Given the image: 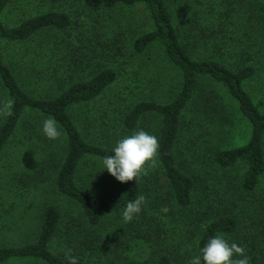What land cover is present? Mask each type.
<instances>
[{
    "label": "rangeland",
    "instance_id": "rangeland-1",
    "mask_svg": "<svg viewBox=\"0 0 264 264\" xmlns=\"http://www.w3.org/2000/svg\"><path fill=\"white\" fill-rule=\"evenodd\" d=\"M169 7L181 40L193 56H213L232 69L254 67V74L244 87L264 112V0H173ZM48 10L68 13L70 27L62 32H45L25 42L3 43L5 61L15 67L17 55L25 54L22 60L29 71L30 64L48 71L59 65L62 54L77 55L87 63L79 75H74L77 77L86 76L94 67H111L116 79L98 97L72 110L86 138L114 146L120 138L140 129L156 135L159 121L153 115L144 117L131 131L122 124L133 104L142 100L169 101L179 86L178 71L159 44L141 54L131 50L133 39L151 27L142 6L106 9L103 0H11L2 20L14 25ZM22 86L38 96L50 88L47 81L32 79ZM201 86L205 88L203 97L214 92L218 100L210 101L202 113L194 109L191 118L188 105L177 144L178 159L185 164L182 168L195 179L192 206L180 207L170 200L157 162L140 177V195L145 197L142 212L132 223H125L122 211L127 201L122 182L106 169L99 171L102 159H84L79 184L90 180L101 184L100 190L111 203V210L91 230L103 240L118 238L121 243L108 248L106 255L90 249L83 255L76 254L78 264H115L116 255V264H157L162 254L170 255L172 264H188L204 226L218 214L235 211L240 229L235 236L225 238L243 248L246 246H242V241L247 246L254 242L257 258L250 264H264V173L254 191L240 193L243 166L222 168L213 159L216 149L247 141L250 126L220 86L208 79L202 80ZM203 97L198 96L200 101ZM6 102L0 90V110H6ZM198 105V101L193 104ZM5 117L0 115V125ZM44 119L36 112L26 111L0 152V247L33 240L39 230L40 213L48 204L58 207L63 221L78 215L74 202L55 186L56 171L64 154V136L55 141L46 139L41 132ZM139 221L146 226L145 234H123L126 226ZM69 240L71 237L62 231L50 241V247L65 252ZM245 253L250 255L247 249ZM237 258L240 257H234ZM4 264L45 263L23 258Z\"/></svg>",
    "mask_w": 264,
    "mask_h": 264
},
{
    "label": "trees",
    "instance_id": "trees-1",
    "mask_svg": "<svg viewBox=\"0 0 264 264\" xmlns=\"http://www.w3.org/2000/svg\"><path fill=\"white\" fill-rule=\"evenodd\" d=\"M10 1L0 0V90L4 92L7 101L13 102L11 115H6L0 125V152L21 124L26 111L36 112L45 119L54 118L65 142L63 158L55 175V186L58 192L74 202L78 215L63 221L57 206L53 204L44 206L40 213L36 237L23 244L1 246L0 264L23 258L42 261L45 264H70V257L76 254L83 255L87 249L101 250L102 255H106L108 248L118 242L121 243V240L118 238L103 240L91 229L100 222L103 214L111 210V203L100 190L101 184L90 180L82 185L79 184L78 177L82 180L80 166L84 159L89 157L103 159L112 154L113 146H104L102 143L87 139L72 115V110L98 97L116 79V72L111 67L96 69L94 67L84 77L74 76L79 75L87 63L81 61V57L77 55L66 53L59 59V65L48 71L36 69L31 64L29 71L26 61L22 60L25 54L17 55L19 59H16L15 67L8 64L1 50L3 43L25 42L45 32L50 34L62 32L71 25L69 14L59 10L36 13L14 25H7L3 22L2 15ZM170 1L173 0H103L106 9L142 6L151 27L133 39L131 50L135 54H141L151 45L159 44L166 59L176 68L180 77L178 91L171 100L138 101L124 114L122 124L126 130L131 131L148 115L158 119L156 136L160 147L156 159L164 178V186L170 200H174L180 207L190 208L195 179L182 168L185 164L178 159L177 144L188 105L191 118L193 113L191 115L190 112L194 109L196 111L200 109L202 113L209 108L210 101L216 103L218 100L214 97L216 96L214 92L210 94L213 97H203L205 88L201 86V81L208 79L212 84L220 86L224 95L236 103L238 111L250 126L247 141L237 146L216 149L213 159L216 165L222 168L241 164L244 169L239 183L240 193H251L257 188L264 173V112L244 87L245 81L254 74V67L242 65L232 69L213 56H193L181 40L180 29L169 7ZM226 14L224 12L225 17ZM207 32L213 35L210 30ZM198 34L200 32L195 37ZM189 43L191 44L190 39ZM31 79L34 82L47 81L50 88L43 95L31 94L22 86V83H31ZM198 96L203 97L201 101ZM196 101L199 103L198 107L193 106ZM140 187V178L137 181L122 182L124 199L127 202L135 200L140 196ZM237 216L238 211L221 213L210 220L198 237L195 255L213 236L224 238L235 236L240 229V218ZM130 225L122 230L124 235L127 233L134 235L136 232L145 234L146 226L141 221ZM62 231L66 232L71 240L65 252H58L51 249L50 241ZM244 245L250 253V260L254 261L257 258L256 244L251 242L247 246L242 241V246ZM117 260L116 255L115 264ZM157 264H172V258L168 254H162Z\"/></svg>",
    "mask_w": 264,
    "mask_h": 264
},
{
    "label": "clouds",
    "instance_id": "clouds-1",
    "mask_svg": "<svg viewBox=\"0 0 264 264\" xmlns=\"http://www.w3.org/2000/svg\"><path fill=\"white\" fill-rule=\"evenodd\" d=\"M13 102L7 101L0 115H11ZM41 132L49 141L58 140L62 131L57 121L46 118L42 122ZM159 140L156 135L143 129L126 135L115 143L112 154L105 156L99 171L107 170L120 182L137 181L147 173L148 167H155L159 150ZM145 197L138 196L135 200L128 201L122 211L125 223L131 222L143 209ZM240 257L234 259V257ZM70 264H78L76 257H70ZM188 264H250V258L245 249L236 243H229L223 236H213L208 239L200 252L193 255Z\"/></svg>",
    "mask_w": 264,
    "mask_h": 264
}]
</instances>
